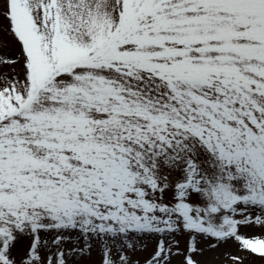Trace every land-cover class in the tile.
<instances>
[{"label":"snow or ice","instance_id":"6c2138e0","mask_svg":"<svg viewBox=\"0 0 264 264\" xmlns=\"http://www.w3.org/2000/svg\"><path fill=\"white\" fill-rule=\"evenodd\" d=\"M0 21V264H66L65 231L101 264H133L107 244L130 233L160 235L144 264H199L198 235L264 258V0H0Z\"/></svg>","mask_w":264,"mask_h":264},{"label":"rangeland","instance_id":"374dc122","mask_svg":"<svg viewBox=\"0 0 264 264\" xmlns=\"http://www.w3.org/2000/svg\"><path fill=\"white\" fill-rule=\"evenodd\" d=\"M6 25L7 21H0V54L11 57L18 54L19 46L14 38L7 33ZM240 232L247 235H259L261 230L258 228L242 227L240 228ZM56 234L55 231L42 232L41 239L51 243ZM63 235L66 239L60 247L65 252L66 264H101L103 243L100 240L95 237L90 238L87 242L90 245L89 248L86 247L85 240L78 231H65ZM159 238L160 235L155 233H130L127 237H119L116 240L109 238L107 239V244L112 248L113 259H116L119 251H123L125 255L130 257L133 264L136 261H139V264H144L145 260L153 253ZM167 239L171 240L173 237H168ZM174 239L179 241V250L186 252L187 242L190 237L186 233H179L175 235ZM29 243L30 241L26 237L18 239L14 248V254L17 257L23 255ZM129 243L133 245V248L127 247ZM214 243V240L197 236L196 247L202 251L195 255L194 259L199 264H230L229 260L226 259L229 254L244 257L243 264H264V258L238 251L237 245L232 240H229L227 243H221L217 248L211 249L209 245ZM81 248L85 250L83 252L73 251V249ZM175 250L174 248L173 251ZM182 259V256L173 257L171 264H180Z\"/></svg>","mask_w":264,"mask_h":264}]
</instances>
